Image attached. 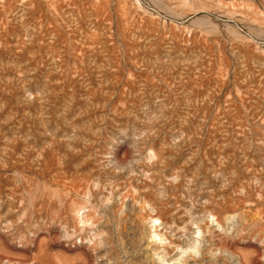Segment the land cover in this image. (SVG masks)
Returning a JSON list of instances; mask_svg holds the SVG:
<instances>
[{"label":"rangeland","instance_id":"374dc122","mask_svg":"<svg viewBox=\"0 0 264 264\" xmlns=\"http://www.w3.org/2000/svg\"><path fill=\"white\" fill-rule=\"evenodd\" d=\"M0 264H264V0H0Z\"/></svg>","mask_w":264,"mask_h":264}]
</instances>
